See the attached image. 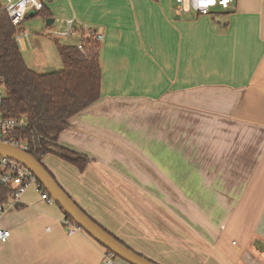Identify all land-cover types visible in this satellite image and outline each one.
Listing matches in <instances>:
<instances>
[{
    "label": "crops",
    "instance_id": "0c3cea01",
    "mask_svg": "<svg viewBox=\"0 0 264 264\" xmlns=\"http://www.w3.org/2000/svg\"><path fill=\"white\" fill-rule=\"evenodd\" d=\"M39 1L59 30L103 35L100 99L57 140L89 162L41 160L62 190L153 263L264 264V0L209 16L174 0ZM64 220L30 187L2 217L0 264H105Z\"/></svg>",
    "mask_w": 264,
    "mask_h": 264
},
{
    "label": "trees",
    "instance_id": "16d2710c",
    "mask_svg": "<svg viewBox=\"0 0 264 264\" xmlns=\"http://www.w3.org/2000/svg\"><path fill=\"white\" fill-rule=\"evenodd\" d=\"M32 16H41L45 21L51 19L44 5ZM29 17L27 15L24 20ZM18 28L11 24L7 14L2 11L0 0V78L6 88L1 112L6 118H26V125L17 129L13 137L25 142L27 152L38 162L42 164V158L50 154L83 172L89 158L60 146L57 140L59 134L70 127L72 118L100 99V44L88 41L83 51H80L74 45L55 41L62 68L54 72L36 73L27 67L22 58L16 41L17 35L22 33ZM83 35L81 31L77 40L83 41ZM5 194L0 188V196ZM65 219L73 223L67 215Z\"/></svg>",
    "mask_w": 264,
    "mask_h": 264
},
{
    "label": "built area",
    "instance_id": "2783aa9c",
    "mask_svg": "<svg viewBox=\"0 0 264 264\" xmlns=\"http://www.w3.org/2000/svg\"><path fill=\"white\" fill-rule=\"evenodd\" d=\"M176 4V11L178 13L187 12L184 10L185 3L188 4L189 10L193 11L201 16H209L212 9L221 8L226 10L232 4L234 0H226V2H221V0H215L213 5L207 6V11L202 10H191L192 0H174ZM31 0H2V11H4L11 24L18 28L23 24L25 17L32 12H38L42 9V3L37 0L40 7L36 8L34 5L29 7ZM201 3L207 5V0H200ZM21 5L24 6V11L21 13ZM66 27L62 30H50L48 36L54 41L67 40L72 37L79 36L74 20H67L65 22ZM83 41L74 42L75 47L78 50L83 51L85 43L88 41H94L100 44L103 41V35L98 31L87 29L83 31ZM27 38L24 33L17 35L16 40ZM6 97V88L3 80L0 78V143L8 144L17 147L23 151H27V144L21 142L16 137H13V133L17 129H22L26 125V118L20 116L17 118H6L1 112L2 104ZM33 187L35 192L39 195L40 200L48 204H54L55 202L49 196V194L44 190V188L37 182L35 177L21 164L10 160L5 157H0V188L3 189L5 194L0 196V243H6L10 238V231L3 228L1 225V220L5 212L20 204L21 197L30 188ZM64 225L66 227L67 234L72 235L76 231L80 230L75 224L68 220H64ZM116 257L112 255L109 251L104 252V262L105 264H114Z\"/></svg>",
    "mask_w": 264,
    "mask_h": 264
},
{
    "label": "water",
    "instance_id": "95a60500",
    "mask_svg": "<svg viewBox=\"0 0 264 264\" xmlns=\"http://www.w3.org/2000/svg\"><path fill=\"white\" fill-rule=\"evenodd\" d=\"M32 15L33 13L30 12L28 16ZM45 23L50 27L54 23V19H47ZM55 70L54 67H46L44 72H54ZM0 157L13 160L26 168L49 194L53 201L60 207L64 214L67 215L80 230L86 233L105 250L114 255L116 259H119L126 264H154L128 249L94 223L62 190L46 168L27 151H23L8 144L0 143ZM254 247L261 252H264V244L255 242Z\"/></svg>",
    "mask_w": 264,
    "mask_h": 264
},
{
    "label": "rangeland",
    "instance_id": "374dc122",
    "mask_svg": "<svg viewBox=\"0 0 264 264\" xmlns=\"http://www.w3.org/2000/svg\"><path fill=\"white\" fill-rule=\"evenodd\" d=\"M3 4V3H2ZM29 15V14H28ZM60 21H55L48 27L41 16H30L23 21L18 29L22 30L27 38L17 41L22 58L28 68L36 73H41L46 67H54L59 70L62 68L61 60L55 47V41L47 35L50 30H59ZM77 37L58 41L60 44H75ZM48 62L49 65L45 66ZM175 121V119H174ZM121 263H123L120 260ZM123 264H126L125 262Z\"/></svg>",
    "mask_w": 264,
    "mask_h": 264
},
{
    "label": "clouds",
    "instance_id": "9594fccd",
    "mask_svg": "<svg viewBox=\"0 0 264 264\" xmlns=\"http://www.w3.org/2000/svg\"><path fill=\"white\" fill-rule=\"evenodd\" d=\"M221 2H226V0H221ZM215 3V0H207V5L200 2V0H192L191 10H202L204 12L207 11V6L213 5ZM34 5L36 8H39L40 5L37 2V0H31L29 7ZM24 6L21 5L20 12L22 13L24 11ZM184 10L188 11L189 6L187 3H185Z\"/></svg>",
    "mask_w": 264,
    "mask_h": 264
}]
</instances>
